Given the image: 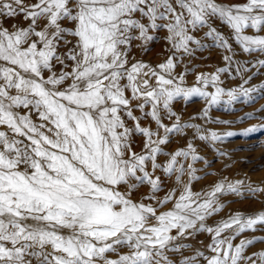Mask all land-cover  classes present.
I'll list each match as a JSON object with an SVG mask.
<instances>
[{"label": "snow or ice", "instance_id": "6c2138e0", "mask_svg": "<svg viewBox=\"0 0 264 264\" xmlns=\"http://www.w3.org/2000/svg\"><path fill=\"white\" fill-rule=\"evenodd\" d=\"M213 48L223 65L197 71ZM262 57L264 0H0V264H264L248 251L264 235H243L264 232V206L209 223L264 182L193 189L217 175L197 140L231 160L217 145L264 131ZM193 97L185 118L174 102Z\"/></svg>", "mask_w": 264, "mask_h": 264}, {"label": "rangeland", "instance_id": "374dc122", "mask_svg": "<svg viewBox=\"0 0 264 264\" xmlns=\"http://www.w3.org/2000/svg\"><path fill=\"white\" fill-rule=\"evenodd\" d=\"M226 2H232V0H226ZM216 26L224 31L227 34V28L220 24L219 21H215ZM164 33H161L163 35ZM199 36L203 35V31L196 33ZM164 42L161 40L159 42H153L152 44V51L144 54L140 53L145 60L149 61H159L162 59V49H163ZM235 46V45H234ZM222 50L213 48V49H206L202 52H197L196 59L193 60V63L200 64L201 67L197 69V71H213L215 66H222ZM240 59H249L247 54L240 53L239 55ZM264 58V57H262ZM264 72V69L261 70ZM226 75V74H225ZM194 74L187 76V82L190 84L194 82ZM223 79V76H222ZM261 81H264V75H259L253 78V80L250 82L252 84L260 83ZM188 83V84H189ZM240 81L233 80V81H226V84L233 85L238 84ZM259 104H264V100L258 101L256 105H253V107H258ZM203 106V101L199 97H193L189 101H184L182 99H178L174 102V108L182 112L184 117L187 118L188 116L192 115L196 111H198ZM240 105H237V108H240ZM244 111L250 110L248 107H243ZM236 115H239V112L235 113ZM211 115L213 116H220L221 118H229L228 110L224 108H214L211 112ZM200 123L201 121H196ZM255 121H248L245 124L237 125L236 127H245L247 124L254 123ZM209 127H215V128H225L226 126L218 125V124H211ZM264 141V131L257 132L254 134H251L247 137L245 136H233L229 137L223 144L217 145V147L223 148L225 150H228L230 152L231 160H229L227 157L223 158H215L216 152L215 149L207 144H204L203 142L197 140L196 144L198 146V151L202 155H205L207 159L212 161V168L211 171L214 173H217V175H210L207 177H203L199 182L193 183V189L199 191L202 188H205L207 185H209L211 182L216 181L218 179L219 175H226L230 179L235 178L239 179L244 176V174H247V177L251 179L254 183H261L264 182V147H256L255 145L259 144L260 142ZM182 140L180 138H177V140L174 142V144L171 147H176L182 144ZM235 150V151H233ZM228 164L229 167L225 168L224 165ZM198 168H203V161L198 162L196 165ZM202 175V173H198ZM174 179V178H173ZM173 184L169 182L168 187H172ZM167 188L165 189V191ZM147 191V187H142L140 189L141 193H144ZM163 192L159 193L158 195L163 196ZM222 200H229L232 201L235 198L233 196H226L222 197ZM262 206H264V195H262L260 198H252V199H235V202L228 204V206L219 214H216L209 218V223H212L214 221L219 220L221 217L226 216L228 213V209H240L248 212H252L255 210L260 209ZM168 207H171V204L168 205ZM244 236H261L264 235V232H251L246 231ZM198 239H202L207 241L208 240V234H201ZM239 237L237 238L238 242ZM193 244H195V241H191ZM264 245H261L259 241L256 242L255 248H249L248 251H254L259 249ZM173 259H177L178 257L173 256Z\"/></svg>", "mask_w": 264, "mask_h": 264}, {"label": "bare ground", "instance_id": "6f19581e", "mask_svg": "<svg viewBox=\"0 0 264 264\" xmlns=\"http://www.w3.org/2000/svg\"><path fill=\"white\" fill-rule=\"evenodd\" d=\"M187 83H189V82H187ZM190 84V83H189ZM194 189H195V187H194ZM196 191V190H195Z\"/></svg>", "mask_w": 264, "mask_h": 264}]
</instances>
